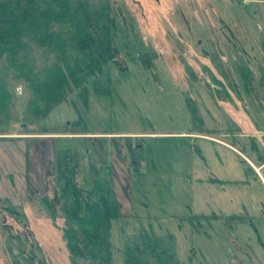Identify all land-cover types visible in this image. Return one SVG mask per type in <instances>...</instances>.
Returning <instances> with one entry per match:
<instances>
[{
    "label": "rangeland",
    "instance_id": "obj_1",
    "mask_svg": "<svg viewBox=\"0 0 264 264\" xmlns=\"http://www.w3.org/2000/svg\"><path fill=\"white\" fill-rule=\"evenodd\" d=\"M108 1L112 46L125 67L109 66V94L96 93L90 77L35 120L23 114L24 84L12 85V116L0 125V264H10L2 226L26 237L29 247L37 244L49 264H70L58 228L62 218L54 205L53 219L37 198L56 199L55 152L67 148L79 154L83 197L92 196L89 167L114 178L122 213L111 222L114 264H125L124 236L144 231L172 235L178 264H264V180L253 179L244 157L190 135L195 130L183 93L195 99L205 126L221 119L228 125L202 83L208 75L200 64L217 49L241 97L226 103L229 115L233 121L241 116L250 130L257 123L264 128V114L244 93L231 53L240 51L255 74L262 65L264 77V0ZM147 51L156 53L151 69L140 58ZM184 63L198 82L191 85ZM261 101L264 107V80ZM51 133L63 136L48 138ZM246 138L263 160L264 134ZM1 198L21 202L22 211ZM240 215L250 218L238 221Z\"/></svg>",
    "mask_w": 264,
    "mask_h": 264
},
{
    "label": "trees",
    "instance_id": "obj_2",
    "mask_svg": "<svg viewBox=\"0 0 264 264\" xmlns=\"http://www.w3.org/2000/svg\"><path fill=\"white\" fill-rule=\"evenodd\" d=\"M110 4L108 0H0V125L8 123L15 104L12 85L21 80L26 89L24 117L43 118L71 92L91 77L96 93H110V65L124 69L116 59L111 42ZM264 32V30H263ZM235 72L244 93L261 108L263 66L259 74L248 66L240 51L232 50ZM155 52L140 55L146 69L152 67ZM203 85L228 124L229 133L240 130L229 115L226 103L241 98L230 72L217 49L209 63L200 64ZM189 82H198L194 69L184 63ZM84 90L81 94L84 96ZM196 132H207L189 91L183 92ZM261 129L259 123L256 124ZM235 128L236 130L232 131ZM65 128V127H63ZM80 134V133H78ZM85 134V133H83ZM79 154L76 149L55 152L54 201L37 197L54 218L55 207L62 218L58 226L68 252L70 264H114L111 254V222L122 216L112 178L99 177L97 170L88 169L92 196L83 197L77 181ZM88 198V199H87ZM32 199L28 196L27 200ZM1 203L9 209H21L7 198ZM19 218L26 219L21 212ZM26 221V220H25ZM4 248L10 264H49L40 247H29L26 237L7 232ZM125 264H178L174 237L153 232L126 234L123 240Z\"/></svg>",
    "mask_w": 264,
    "mask_h": 264
},
{
    "label": "crops",
    "instance_id": "obj_3",
    "mask_svg": "<svg viewBox=\"0 0 264 264\" xmlns=\"http://www.w3.org/2000/svg\"><path fill=\"white\" fill-rule=\"evenodd\" d=\"M234 121H235V123L237 125H239L241 127V129L239 131L238 130L235 131V133H232L231 134L232 136L229 134V132L227 130L228 129V127H227L228 125L226 126L225 122L222 119L220 121L216 120L214 122H211V126L206 125L208 133H204L203 134V133H199V132L194 131V132L190 133V135H193L195 137L202 138V139H207V140H209L211 142L218 143L219 145H221V147L226 149V151H230L231 153L236 155L238 158H240V156L244 157L245 160L249 164V165L246 166L248 173L251 176H253V179L255 181H257V176H256V173H255V171L253 169V166H255V167L261 166L262 164H264V159L260 160L258 158V156H256V153L252 150L250 141L248 140L249 146H246L244 140H242V137H243V139H244L245 136H247L248 139L249 138H255V137L256 138L257 137L258 138L262 137V135L264 134V131H262V130H264V128L263 129L261 128L260 130H258V128L253 124L255 127L251 125V127H254V129L252 128L250 130V128L246 126L247 124L244 122V119L241 116H240V118L237 117V119H235ZM244 130H246V131H244ZM55 133H51L50 136H47V137L55 139V138H57L59 136H63L61 133H57V134H55ZM82 134L83 133L78 134V135H82ZM178 134L185 135L187 133H178ZM201 134H203V135H201ZM228 134L230 135V137H228ZM92 135L95 136V135H102V134L93 133ZM217 135H219L220 137H217ZM244 152H247L248 155L246 153H244ZM222 163L224 164V167L226 168L227 165H226L225 159L220 157V164H222ZM233 164H234V162H233ZM113 179L114 178H112V183L114 184ZM209 180L218 181L214 177L213 178H209ZM113 189H114V187H113ZM115 195H116V193H115ZM27 197L28 196H26L25 198H27ZM116 197H117V195H116ZM204 216H206V215H204ZM214 217H216V215L206 216V218H209V219H212ZM236 217H237L238 221H243V220H246L247 218H250L249 216H243V215L236 216ZM232 218H234L233 215H232Z\"/></svg>",
    "mask_w": 264,
    "mask_h": 264
},
{
    "label": "built area",
    "instance_id": "obj_4",
    "mask_svg": "<svg viewBox=\"0 0 264 264\" xmlns=\"http://www.w3.org/2000/svg\"><path fill=\"white\" fill-rule=\"evenodd\" d=\"M253 168H254L257 176L263 180V177H262V174H261V172H262V166H259V167L253 166Z\"/></svg>",
    "mask_w": 264,
    "mask_h": 264
},
{
    "label": "water",
    "instance_id": "obj_5",
    "mask_svg": "<svg viewBox=\"0 0 264 264\" xmlns=\"http://www.w3.org/2000/svg\"><path fill=\"white\" fill-rule=\"evenodd\" d=\"M137 146H139V145H137Z\"/></svg>",
    "mask_w": 264,
    "mask_h": 264
}]
</instances>
